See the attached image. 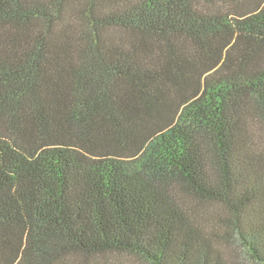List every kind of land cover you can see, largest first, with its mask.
Returning a JSON list of instances; mask_svg holds the SVG:
<instances>
[{
    "label": "trees",
    "instance_id": "obj_1",
    "mask_svg": "<svg viewBox=\"0 0 264 264\" xmlns=\"http://www.w3.org/2000/svg\"><path fill=\"white\" fill-rule=\"evenodd\" d=\"M261 124L264 0H0V264H264Z\"/></svg>",
    "mask_w": 264,
    "mask_h": 264
},
{
    "label": "rangeland",
    "instance_id": "obj_2",
    "mask_svg": "<svg viewBox=\"0 0 264 264\" xmlns=\"http://www.w3.org/2000/svg\"><path fill=\"white\" fill-rule=\"evenodd\" d=\"M260 134H262V142H264V124H261L258 126ZM188 207H193L197 212L202 214H214L217 211V208L215 206H207L205 204L199 203L198 201L189 198L186 200ZM98 264H142L139 260H137L135 257H127V256H108L106 259L98 260Z\"/></svg>",
    "mask_w": 264,
    "mask_h": 264
}]
</instances>
